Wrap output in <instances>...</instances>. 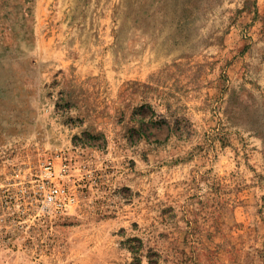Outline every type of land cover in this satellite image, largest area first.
<instances>
[{"label": "rangeland", "instance_id": "1", "mask_svg": "<svg viewBox=\"0 0 264 264\" xmlns=\"http://www.w3.org/2000/svg\"><path fill=\"white\" fill-rule=\"evenodd\" d=\"M7 144L79 204L0 264H264V0H0Z\"/></svg>", "mask_w": 264, "mask_h": 264}, {"label": "built area", "instance_id": "2", "mask_svg": "<svg viewBox=\"0 0 264 264\" xmlns=\"http://www.w3.org/2000/svg\"><path fill=\"white\" fill-rule=\"evenodd\" d=\"M30 150L0 145V249L40 260L59 245L60 223L78 207L79 179L69 153Z\"/></svg>", "mask_w": 264, "mask_h": 264}, {"label": "crops", "instance_id": "3", "mask_svg": "<svg viewBox=\"0 0 264 264\" xmlns=\"http://www.w3.org/2000/svg\"><path fill=\"white\" fill-rule=\"evenodd\" d=\"M172 127V129H174V127L173 126H171Z\"/></svg>", "mask_w": 264, "mask_h": 264}]
</instances>
